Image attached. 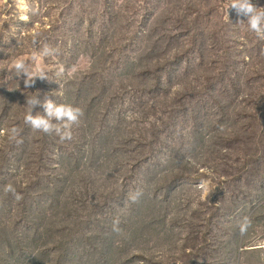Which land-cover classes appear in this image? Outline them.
I'll list each match as a JSON object with an SVG mask.
<instances>
[{
    "label": "rangeland",
    "instance_id": "1",
    "mask_svg": "<svg viewBox=\"0 0 264 264\" xmlns=\"http://www.w3.org/2000/svg\"><path fill=\"white\" fill-rule=\"evenodd\" d=\"M230 3L0 0V264H264V39ZM36 95L83 110L71 140Z\"/></svg>",
    "mask_w": 264,
    "mask_h": 264
},
{
    "label": "clouds",
    "instance_id": "2",
    "mask_svg": "<svg viewBox=\"0 0 264 264\" xmlns=\"http://www.w3.org/2000/svg\"><path fill=\"white\" fill-rule=\"evenodd\" d=\"M237 13L238 16H247L248 26L251 31L255 32L260 39H264V10H258V7L254 6L251 0H231L230 5ZM56 50L45 45L40 50V55L51 56L55 54ZM16 74L23 75V83L25 88L34 84L35 77H46L41 71L40 73H33L26 65L23 58H18L12 65ZM64 74V69L61 67L58 69L56 75L61 77ZM27 105L29 109L24 116V122L31 129L42 132L47 135H56L60 141L71 140L73 138V127H79L82 122L84 112L81 108L66 103H57L52 99H45L41 101L37 95L34 97L27 98ZM42 106L43 113L36 112L33 114V109L36 106ZM57 122V123H54ZM19 130L13 127L10 130V138L15 140L17 143L21 141L18 139ZM205 192L208 193L210 185L206 181L201 182ZM4 191L10 193L15 199H22V195L17 192L15 186L11 183L5 185ZM212 193V192H211ZM209 193V194H211ZM143 195L142 191L137 190L134 193H130L129 199L133 203H137L140 197ZM119 220L113 222V230L119 232L118 227ZM252 226V222L248 216L241 219L238 224L239 233L241 236L247 234L249 228Z\"/></svg>",
    "mask_w": 264,
    "mask_h": 264
}]
</instances>
